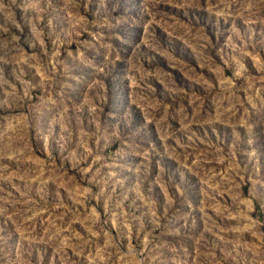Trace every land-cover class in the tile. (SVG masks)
<instances>
[{"label": "rangeland", "instance_id": "374dc122", "mask_svg": "<svg viewBox=\"0 0 264 264\" xmlns=\"http://www.w3.org/2000/svg\"><path fill=\"white\" fill-rule=\"evenodd\" d=\"M0 264H264V0H0Z\"/></svg>", "mask_w": 264, "mask_h": 264}]
</instances>
